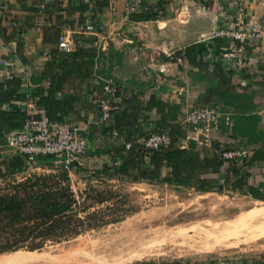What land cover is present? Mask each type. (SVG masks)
<instances>
[{"label":"crops","instance_id":"0c3cea01","mask_svg":"<svg viewBox=\"0 0 264 264\" xmlns=\"http://www.w3.org/2000/svg\"><path fill=\"white\" fill-rule=\"evenodd\" d=\"M133 1L0 0L4 4L0 14V84L11 93L0 110L9 111V105L23 110L26 101H37V96H47L51 86L57 87L55 116L86 128L88 149L79 166L88 172L102 169L104 164L119 165L116 148L154 133L162 113L165 123H175L185 132L177 143L180 149L188 148L189 141L196 143L202 157H213L225 147L243 149L244 161L230 167L238 173L231 180L247 175L246 187L264 196V138L248 142L235 137L234 121L235 115H255L256 129L264 130V40L252 39L244 55L245 64L235 67L236 43L211 37L214 30L234 19L231 0H140V5L130 11ZM132 15H143V19H132ZM245 22L264 32V0L247 4ZM62 35L71 40L69 52L58 48ZM191 47H195L194 60L200 68L186 56H176ZM74 52V58H64ZM215 69L225 71L234 91L244 93L247 99L236 102L237 108L225 106L229 123L220 121L210 140L205 141L184 119L190 108L207 105L209 90L216 84ZM13 79L16 82H11ZM104 86L114 89L112 99L118 109L100 129L94 122ZM152 98L165 105L161 113L154 106L148 108ZM6 154L0 156H11L9 151ZM226 168L224 165L206 177L222 183ZM141 169H151V164L147 161ZM168 173L162 168L160 175ZM146 184L166 185L160 181ZM223 194L218 195L264 202L245 191ZM262 210L255 213L257 219L260 216L256 225L260 235L264 234ZM188 264L224 263L203 260Z\"/></svg>","mask_w":264,"mask_h":264},{"label":"trees","instance_id":"16d2710c","mask_svg":"<svg viewBox=\"0 0 264 264\" xmlns=\"http://www.w3.org/2000/svg\"><path fill=\"white\" fill-rule=\"evenodd\" d=\"M131 18L141 20L143 15H132ZM77 52L66 53L64 58H74ZM176 56L179 58L186 56L190 63L193 62L200 68V64L194 60L197 57L195 47ZM11 82H16V79ZM213 82L216 84L209 90L207 105L218 106L221 109L225 106L237 108L236 102L247 99L244 93L234 91L235 87L228 82L227 73L222 69L213 71ZM56 88L51 86L47 96H37L36 103L45 109L51 121L61 123L65 121L55 116L57 112L55 109L58 108L54 100ZM10 96V90L4 91L0 84V105L9 102ZM150 101L153 102V98ZM152 106L160 113L165 108L161 102H153L148 108ZM9 108V111L0 110V147L4 149H6V134L21 129L26 119V114L21 108L13 105H9ZM234 121L235 137L247 139L248 142L264 138V130L256 129L258 118L255 115H235ZM157 128L154 133L142 137L140 142L135 140L126 143L129 144L128 148L126 144L116 148L115 159L120 160L119 165L108 167L104 164L102 169L92 171L93 176H103L112 171L119 177L129 178L133 182L160 181L167 186L193 188L200 193L217 191L222 194L229 190H237L240 193L245 191L253 199L264 201V196L259 194L258 190L246 187L244 178L247 175H240L237 181L231 180L238 175L235 169L230 168L235 164L223 161L218 155L220 150L213 157H202L193 141H189L186 149L178 148V140L185 137V132L175 123H165L162 113ZM165 131L169 134V145L157 150L144 147L143 141L150 135ZM147 161L151 164V169H141L142 164ZM38 162L47 169V172L29 173L26 159L22 155L11 154L7 158L0 156V254L19 250H41L49 244H58L75 238L97 221L106 224L118 219H106L103 209L88 212L87 205H81L71 188L69 171L55 167L53 157H39ZM224 165L227 168L222 183L206 177L209 173H218ZM162 168L169 170L165 177L160 175ZM135 170L137 174L132 175L131 172ZM70 172H75L77 175L86 173L79 164H73ZM95 197L97 198L94 201L97 204L104 200L99 195ZM86 198H89L87 193L84 199Z\"/></svg>","mask_w":264,"mask_h":264},{"label":"rangeland","instance_id":"374dc122","mask_svg":"<svg viewBox=\"0 0 264 264\" xmlns=\"http://www.w3.org/2000/svg\"><path fill=\"white\" fill-rule=\"evenodd\" d=\"M6 153L1 146V156ZM42 172L47 169L39 162L29 168V173ZM70 178L73 192L81 205H87L88 212L103 209L106 219H118L106 224L97 221L69 241L49 244L41 250L2 253L0 259L32 252L75 254L62 264L192 263L203 260L264 264V234H259L256 225L260 216L257 219L255 214L264 208V202L253 203L237 196L227 198L217 192L197 193L188 188L133 182L112 171L103 176H93L91 171L80 175L73 173ZM85 193L89 197L86 200ZM96 195L104 198L99 204L94 201ZM239 208L245 210H237ZM210 246L211 250L208 249Z\"/></svg>","mask_w":264,"mask_h":264},{"label":"built area","instance_id":"2783aa9c","mask_svg":"<svg viewBox=\"0 0 264 264\" xmlns=\"http://www.w3.org/2000/svg\"><path fill=\"white\" fill-rule=\"evenodd\" d=\"M251 0H231L232 8L235 10L234 19L214 30L213 38L228 39L236 43L234 47V66L240 67L245 64V54L252 39L264 40V32L245 22V11ZM140 5V0H134L130 11ZM4 10V4L0 3V14ZM58 48L64 52L71 50V40L67 36H60ZM114 89L104 86L103 94L97 100L98 118L94 122L97 128L107 123L118 107L113 102ZM23 111L26 114L24 125L19 130H14L5 136V148L12 155L19 154L25 157L28 169L38 162L39 157L51 156L54 158L55 167L71 171L73 164H79L81 158L88 149L86 128L68 122L51 121L45 109L36 103V100H28L24 103ZM228 112L218 106L198 105L192 107L186 113L184 122L194 130L200 131L205 141H209L212 132L223 120L229 123ZM264 124V120H263ZM116 136V133H113ZM170 138L167 131L150 135L143 141L145 148L157 150L169 145ZM129 145H126L128 148ZM219 157L223 161L234 164L242 163L246 153L238 147H225L220 149ZM134 264H188L184 261L168 263L145 262Z\"/></svg>","mask_w":264,"mask_h":264},{"label":"bare ground","instance_id":"6f19581e","mask_svg":"<svg viewBox=\"0 0 264 264\" xmlns=\"http://www.w3.org/2000/svg\"><path fill=\"white\" fill-rule=\"evenodd\" d=\"M264 211V208L263 210ZM260 215V214H259ZM262 215V214H261ZM242 218V217H240ZM264 219V218H263ZM262 219V220H263ZM242 220V219H241ZM239 221V220H237ZM244 221V220H242ZM257 223V222H256ZM258 224V223H257ZM239 226V225H238ZM246 226V225H245ZM250 226V225H249ZM235 227V226H234ZM208 228V227H207ZM258 228V226H257ZM233 229V228H232ZM231 229V232H232ZM235 229V228H234ZM262 229V227H261ZM221 230V229H220ZM216 231V230H214ZM237 231H239L237 229ZM249 231V230H248ZM230 232V230H229ZM252 232V231H251ZM254 232V231H253ZM216 234L219 232H215ZM234 233V232H232ZM248 233V232H247ZM262 233V232H261ZM238 234V233H237ZM219 235V234H218ZM217 235V236H218ZM220 236V235H219ZM228 237V236H226ZM230 237V236H229ZM212 239V238H211ZM216 240V239H215ZM220 240V239H219ZM231 245V244H230ZM208 249H212V246H210ZM76 252V251H75ZM74 252V253H75ZM77 254V253H76ZM75 254H68V255H56V254H48V253H43V254H34V253H17L15 255L12 254V256L6 257V258H1L0 259V264H62L64 260H68L69 258H72ZM71 256V257H70ZM79 257V256H78ZM86 259V258H85ZM79 260V259H78ZM69 261V260H68ZM67 261V262H68ZM71 261V260H70ZM66 262V261H65ZM76 262V260H75ZM71 263V262H70Z\"/></svg>","mask_w":264,"mask_h":264}]
</instances>
